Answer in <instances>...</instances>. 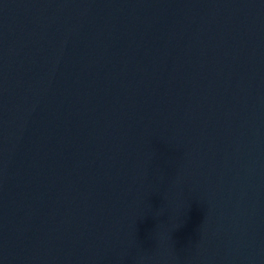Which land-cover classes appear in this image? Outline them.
I'll list each match as a JSON object with an SVG mask.
<instances>
[{
	"label": "water",
	"instance_id": "water-1",
	"mask_svg": "<svg viewBox=\"0 0 264 264\" xmlns=\"http://www.w3.org/2000/svg\"><path fill=\"white\" fill-rule=\"evenodd\" d=\"M0 264H264V0H0Z\"/></svg>",
	"mask_w": 264,
	"mask_h": 264
}]
</instances>
